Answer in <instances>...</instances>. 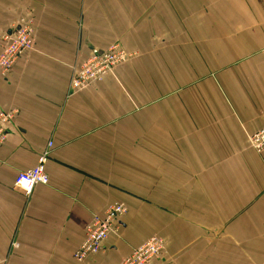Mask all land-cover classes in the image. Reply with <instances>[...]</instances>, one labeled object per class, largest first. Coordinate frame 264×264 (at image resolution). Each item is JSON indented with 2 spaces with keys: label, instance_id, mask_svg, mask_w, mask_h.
Returning <instances> with one entry per match:
<instances>
[{
  "label": "crops",
  "instance_id": "obj_1",
  "mask_svg": "<svg viewBox=\"0 0 264 264\" xmlns=\"http://www.w3.org/2000/svg\"><path fill=\"white\" fill-rule=\"evenodd\" d=\"M22 18L35 48L0 77V111H19L0 146V262L119 264L160 237L150 264H264V0H0V53ZM115 45L136 56L71 92ZM50 142V184L27 196L16 177ZM112 204L117 232L78 262Z\"/></svg>",
  "mask_w": 264,
  "mask_h": 264
},
{
  "label": "built area",
  "instance_id": "obj_2",
  "mask_svg": "<svg viewBox=\"0 0 264 264\" xmlns=\"http://www.w3.org/2000/svg\"><path fill=\"white\" fill-rule=\"evenodd\" d=\"M1 45L0 77L4 78L10 74L17 62L33 52L35 48L34 19L22 18L16 26L3 35ZM135 56L119 45L105 50L93 49L88 60L76 68L70 82V91L81 92L101 83ZM18 116L19 111L16 109L0 111V146L7 142L10 130L16 125ZM250 145L256 153L264 152V128L251 136ZM52 148L53 143L50 142L38 158L37 165L17 175L14 186L27 196L32 194L35 187L50 184L47 164ZM126 213L127 208L124 204H112L103 216H94L86 228L84 241L74 254V258L82 263L99 254L110 236L117 232L119 223ZM164 251V240L153 237L119 264H150L160 258Z\"/></svg>",
  "mask_w": 264,
  "mask_h": 264
}]
</instances>
